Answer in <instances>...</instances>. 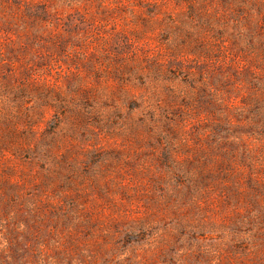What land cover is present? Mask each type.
Listing matches in <instances>:
<instances>
[{
	"label": "rangeland",
	"instance_id": "obj_1",
	"mask_svg": "<svg viewBox=\"0 0 264 264\" xmlns=\"http://www.w3.org/2000/svg\"><path fill=\"white\" fill-rule=\"evenodd\" d=\"M0 264H264V0H0Z\"/></svg>",
	"mask_w": 264,
	"mask_h": 264
}]
</instances>
